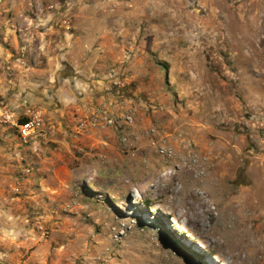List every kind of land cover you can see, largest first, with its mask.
Segmentation results:
<instances>
[{
  "label": "rangeland",
  "instance_id": "rangeland-1",
  "mask_svg": "<svg viewBox=\"0 0 264 264\" xmlns=\"http://www.w3.org/2000/svg\"><path fill=\"white\" fill-rule=\"evenodd\" d=\"M0 59L89 61L135 119L7 264H264V0H0Z\"/></svg>",
  "mask_w": 264,
  "mask_h": 264
},
{
  "label": "crops",
  "instance_id": "crops-1",
  "mask_svg": "<svg viewBox=\"0 0 264 264\" xmlns=\"http://www.w3.org/2000/svg\"><path fill=\"white\" fill-rule=\"evenodd\" d=\"M0 66L2 100L19 114L28 107L45 109L49 129L46 140L24 144L16 131L0 125V264H7L10 258L23 255L33 238L40 239L37 229L25 223L28 218L38 221L45 213L44 221L52 223L58 219V202L72 189L97 185L93 171L97 169V177L109 181L122 168L120 130L104 128L75 136L77 110L104 103L118 120L126 114L114 99L101 93L107 89L105 83L91 80L103 73L89 61L0 59ZM27 166L34 169V175L19 184ZM37 177L38 182L43 180L35 187L32 183ZM16 188L20 196L14 193Z\"/></svg>",
  "mask_w": 264,
  "mask_h": 264
},
{
  "label": "built area",
  "instance_id": "built-area-1",
  "mask_svg": "<svg viewBox=\"0 0 264 264\" xmlns=\"http://www.w3.org/2000/svg\"><path fill=\"white\" fill-rule=\"evenodd\" d=\"M116 86H120V88L124 87L121 83H116ZM118 97L122 98L121 91L118 93ZM77 114L75 136L84 135L91 130L113 128L121 130L124 133L121 139L124 146L128 147L132 144L134 140V138L132 139L133 135H126L125 132L127 129L133 127L135 123L134 114H126L120 121L104 103L98 106L95 103L87 105L85 111L78 109ZM0 125L16 131L24 144L36 143L48 138L47 112L41 107H28L22 114H19L12 111L9 105L0 99ZM23 175L26 177L33 176L34 169L30 166L25 167ZM16 192H19V189ZM26 223L39 230H44L40 224H36L31 218H28Z\"/></svg>",
  "mask_w": 264,
  "mask_h": 264
},
{
  "label": "bare ground",
  "instance_id": "bare-ground-1",
  "mask_svg": "<svg viewBox=\"0 0 264 264\" xmlns=\"http://www.w3.org/2000/svg\"><path fill=\"white\" fill-rule=\"evenodd\" d=\"M251 225H252V224H251ZM239 226H240V224H239ZM245 226H246V225H245ZM248 227H249V226H248ZM248 227H247V228H248ZM240 229H241V228H240ZM247 230H248V229H247ZM234 245H235V243H234ZM246 246H247V244H246ZM230 247H231V246H230ZM232 247H233V246H232ZM233 248H234V247H233ZM236 248H238V247H236ZM237 251H238V250H237ZM239 251H240V250H239ZM245 251H246V250H245ZM234 252H235V251H234ZM241 252H242V251H241ZM241 252H240V253H241ZM240 257H241L240 255L237 256V258H240ZM242 258H243V256H242ZM241 260H242V259H241ZM246 261H247V260H246Z\"/></svg>",
  "mask_w": 264,
  "mask_h": 264
},
{
  "label": "trees",
  "instance_id": "trees-1",
  "mask_svg": "<svg viewBox=\"0 0 264 264\" xmlns=\"http://www.w3.org/2000/svg\"><path fill=\"white\" fill-rule=\"evenodd\" d=\"M121 93H122V91H121Z\"/></svg>",
  "mask_w": 264,
  "mask_h": 264
}]
</instances>
